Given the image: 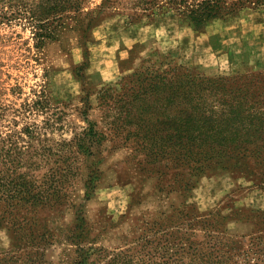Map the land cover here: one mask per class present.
Listing matches in <instances>:
<instances>
[{
  "label": "rangeland",
  "instance_id": "rangeland-1",
  "mask_svg": "<svg viewBox=\"0 0 264 264\" xmlns=\"http://www.w3.org/2000/svg\"><path fill=\"white\" fill-rule=\"evenodd\" d=\"M101 5L89 0L40 48L24 20L0 22V129L36 127L37 190H49L54 171L62 182L56 206L0 209L26 215L27 226L45 236L16 242L6 225L13 216L6 215L0 262L14 256L8 264H71L78 257L74 236L86 248L126 251L146 225L174 227L186 213L216 220L234 237L264 230V163L248 158L243 166L192 177L189 142L182 155L173 153L170 121L162 118L169 106L150 105L142 121L130 106L118 108L102 96L106 88L120 91L142 67L264 81V6L244 7L198 32L172 10L158 13L150 0H110L96 23L86 13ZM92 126L96 138L86 134Z\"/></svg>",
  "mask_w": 264,
  "mask_h": 264
},
{
  "label": "trees",
  "instance_id": "trees-1",
  "mask_svg": "<svg viewBox=\"0 0 264 264\" xmlns=\"http://www.w3.org/2000/svg\"><path fill=\"white\" fill-rule=\"evenodd\" d=\"M87 2L89 0H0V22L24 20L40 48L46 41L55 39L57 29L72 13L81 15ZM109 2L102 0L98 9L86 14L96 23L101 21ZM150 3L158 13L176 12L198 32L210 22L234 15L244 7L264 6V0H150ZM160 69L139 68L127 80L125 78V87L123 84L120 91L106 88L102 96L118 108L130 106L142 121L154 104L159 103L166 109L169 106V115L162 118L170 121L173 153L182 155L183 141L189 142L185 149L195 162L192 171L196 174L192 177L216 168L243 166L248 158L264 163L263 80L255 76L202 77L194 69L178 66L164 70L163 74ZM4 118L0 109V124ZM86 134L97 136L93 126ZM38 135V129L29 125L21 131L11 127L6 132L0 129V209L3 206L4 209H35L38 205L61 203L58 194L62 182L57 171L50 175L48 191H39L35 185L37 178L33 172L37 171L38 159L42 156L34 149ZM77 146L80 152H85L83 143L77 142ZM177 163L187 165L181 160ZM194 181L191 179L192 183ZM190 184L187 182V186ZM12 214L13 211H0V220ZM19 215H12L11 223L6 224L16 242L25 238L29 245L34 244L36 238L45 237L27 226L26 215ZM184 217L185 221L174 227L160 222L146 225L134 248L117 253L86 248L79 236H74L78 257L71 264H98L102 260L103 264H264V230L234 237L218 228L214 224L216 220L189 213ZM197 232L203 233L202 240L194 239ZM13 258L1 259L0 264H8Z\"/></svg>",
  "mask_w": 264,
  "mask_h": 264
}]
</instances>
